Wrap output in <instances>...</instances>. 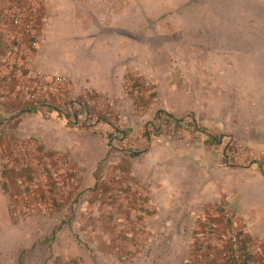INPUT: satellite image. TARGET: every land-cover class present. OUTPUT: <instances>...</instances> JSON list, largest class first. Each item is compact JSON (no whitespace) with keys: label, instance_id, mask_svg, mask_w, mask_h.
<instances>
[{"label":"crops","instance_id":"0c3cea01","mask_svg":"<svg viewBox=\"0 0 264 264\" xmlns=\"http://www.w3.org/2000/svg\"><path fill=\"white\" fill-rule=\"evenodd\" d=\"M25 3L21 6L33 16V35L41 41L39 53H26L25 58L45 63L54 57L48 47L65 45L62 15L70 16V24L74 17L81 26L71 29L70 43L84 46L86 41L94 52L85 58L68 57L71 67L64 72L74 88L57 95L37 86L25 89L32 98L55 96V106L31 110L38 118L26 119L30 128L33 121L41 127L29 132L42 148L31 157L54 174L43 181L28 169L31 192L23 207H41L50 192L57 197V212H62L55 216L54 233L36 234L43 243L54 236L55 247L47 250L41 264H227L220 257L226 248V222L218 212L223 203L235 216L242 247L253 250L255 264H264V199L235 178L249 173L264 184L261 170L241 162L250 154L242 152L240 160L229 161L219 146L217 120L180 117L167 110L162 111L168 115L151 111L144 116L137 105L124 114L116 96L138 93L142 87L135 88L132 79L120 88L123 58L96 53L105 52L112 38L100 31L108 18L105 2L104 8L73 7L70 0ZM107 29L110 26L102 30ZM28 45L0 0V75L7 73L4 59L16 58V48ZM49 81L46 77L38 82ZM8 85L0 81L1 95H11ZM207 221L214 225L216 238L206 235ZM31 234L29 230L26 238Z\"/></svg>","mask_w":264,"mask_h":264},{"label":"rangeland","instance_id":"374dc122","mask_svg":"<svg viewBox=\"0 0 264 264\" xmlns=\"http://www.w3.org/2000/svg\"><path fill=\"white\" fill-rule=\"evenodd\" d=\"M104 2L108 18L102 29H110L100 31L112 38L105 52L96 53L123 58L120 88L132 79L148 82L138 93L122 91L116 96L124 114L137 105L144 116L167 110L180 117L217 120L221 152L231 162L248 152L242 164H253L264 176V0H70L73 7L82 8H104ZM61 18L67 40L61 47H48L53 58L45 63L41 58H25L26 53H39L41 42L34 35L25 36L28 48L14 46L16 58L4 59L7 73L0 75V81H8L14 92L0 93V264H41L47 250L55 247L54 236L43 243L36 234L54 233L55 216L62 213L55 208L57 197L49 192L41 207H23L31 192L28 169L43 181L52 180L54 174L31 157L42 148L30 134L41 127L33 121L30 128L26 119L38 118L31 116V110L55 106V96L32 98L25 89L38 86L40 78L55 76L65 79L56 95L74 88L64 72L71 67L68 57L94 54L86 41L77 46L68 40L73 26L81 29L78 21L72 17L70 24V16ZM242 174L235 178L264 199V184L249 173ZM47 216L53 220L39 219ZM29 230L32 236L26 238Z\"/></svg>","mask_w":264,"mask_h":264},{"label":"built area","instance_id":"2783aa9c","mask_svg":"<svg viewBox=\"0 0 264 264\" xmlns=\"http://www.w3.org/2000/svg\"><path fill=\"white\" fill-rule=\"evenodd\" d=\"M10 17V23L14 27L15 32L27 37L33 36V16L29 12H24L22 3L29 2V0H2ZM14 39V37H13ZM65 79L61 76H55L47 83H38V88L49 92H56L58 86L63 83ZM135 88L147 85L145 80L135 81ZM60 184V183H59ZM218 212L226 222V231L222 235V239L226 243V248L220 252V257L227 264H255L253 259V250L243 248L241 244V234L237 226L235 216L226 204H221ZM205 233L208 237L216 238L217 233L214 225L210 222H205Z\"/></svg>","mask_w":264,"mask_h":264},{"label":"trees","instance_id":"16d2710c","mask_svg":"<svg viewBox=\"0 0 264 264\" xmlns=\"http://www.w3.org/2000/svg\"><path fill=\"white\" fill-rule=\"evenodd\" d=\"M162 113L168 115V113H164V112H162Z\"/></svg>","mask_w":264,"mask_h":264}]
</instances>
